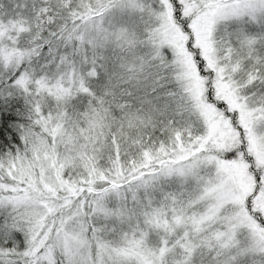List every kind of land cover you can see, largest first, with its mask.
<instances>
[{"label": "snow or ice", "instance_id": "snow-or-ice-1", "mask_svg": "<svg viewBox=\"0 0 264 264\" xmlns=\"http://www.w3.org/2000/svg\"><path fill=\"white\" fill-rule=\"evenodd\" d=\"M0 264H264V0H0Z\"/></svg>", "mask_w": 264, "mask_h": 264}]
</instances>
